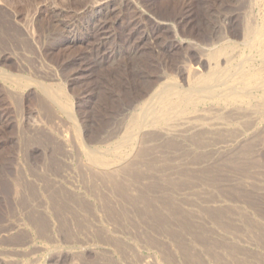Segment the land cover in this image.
<instances>
[{
    "label": "rangeland",
    "instance_id": "rangeland-1",
    "mask_svg": "<svg viewBox=\"0 0 264 264\" xmlns=\"http://www.w3.org/2000/svg\"><path fill=\"white\" fill-rule=\"evenodd\" d=\"M226 1L0 0V73L11 76L9 79L0 77V264H5L8 261L9 263L7 264H15V262L16 264L20 262V264H126L125 262L127 264L128 262L136 264L137 260L150 261L153 264H216L217 262L213 263L206 258V253L211 250V243L225 244V239L217 237L220 235L219 231H213L216 228L208 223L213 221V219H208L220 214L219 211L221 210L207 208L206 203H203V205L198 199L196 201L193 200L195 199L194 193H196L194 188L200 189L204 187L202 185L203 181L207 183V187L210 186L208 189L212 191L218 190L219 181L217 179L221 178L219 176L220 169L215 168L212 164L207 166V163L210 162L225 163V177L228 175L233 178L238 174V171H241L239 172L240 177L243 178L238 177L239 174L236 177L240 178L238 181L240 183L239 186H243V189H245L244 177H247V181L258 182L254 190L257 189L261 193L253 192L252 190H242L243 193L238 191L236 195L234 194L236 203L234 206H236V209L243 207L240 210L238 209L239 213L244 208L247 210L245 211L244 209V214L243 212L242 214L240 213L241 216L246 217L245 221L242 219L244 223L249 222L250 219H253L251 221L254 227L264 223V144L256 143L255 145L251 144L252 146H245V148L243 147L237 151L239 156L236 159L229 158L225 161V155L223 157L221 154L215 155L217 147L213 148V145L216 144L213 139H210L213 144L207 142L206 145L204 144L205 146L203 144L194 145L192 142L191 145L190 142L182 145L180 143H171L170 141H155L147 144L149 146L145 144L144 146L146 147L142 146L141 149H143L139 150V157L134 162L137 170L135 169L134 171L133 166L130 171L118 173L119 175H117L116 179L119 178V181H117V185L110 186L106 180H99V182H95L97 186L95 184L92 186L94 179L91 178V175L80 171V167L85 164L86 157L82 153L75 139L76 137H74L75 128L72 127L74 126L73 122L76 121L78 126H80L83 136L82 140L87 145L89 144L88 149L96 152H102V149H107V152H109L116 142H114V138L119 140L121 137L120 127L122 126L123 129L128 120L127 115L130 104L137 96L142 95L154 84L160 73L166 70L171 76L181 81V71L177 69L180 67L179 63H181L182 59L184 60L187 56L191 65H198L197 53L190 50L187 43L180 45V42L189 40L191 42L196 41L199 44L210 33L219 31L220 24L225 25ZM97 3L100 6L96 5ZM231 23H233L231 29H233V32H237L239 30V21L233 19ZM25 29H28L30 34H27ZM190 38L192 39L190 40ZM17 79L22 80L21 83L25 86L22 84V86L18 85L16 83ZM37 82L54 85L58 88L61 87L69 95L73 102L72 104H74L73 119H70L72 115L70 116L69 113L64 114L58 106L48 103L47 98L43 95L44 93L37 87L39 85ZM49 116L51 117L49 118ZM35 125L38 126L35 127ZM68 126H70V131L72 130L71 132ZM261 140L264 141V138ZM104 143L106 145L109 144V147H106ZM151 144H153V148L150 147L152 146ZM209 146H212V149ZM210 150L212 151L210 152ZM105 152L103 151L102 153ZM140 153L142 154L140 155ZM142 156L145 157L143 158ZM173 156L176 157L175 161ZM177 159L180 160L178 161ZM141 160L143 161L141 166L145 164L144 168L140 167ZM228 162L231 163L229 164ZM235 162H238V164L236 165ZM256 163L259 165L258 169L260 168V171L256 169ZM57 165L59 166L57 167ZM60 165H62V170ZM238 165L242 166V169L240 168L237 171ZM145 168L151 169L146 170ZM61 171H66L65 176L69 175L70 180L54 177L60 174ZM251 171L253 172L252 174ZM254 173L256 174L254 175ZM208 174L214 177L209 175V178ZM258 175H261V177L256 178ZM228 176L227 178H230ZM36 177L39 178L36 180ZM57 179L60 181H57ZM44 181L47 182L49 188L52 187V190H56L54 191L55 193L52 192L56 200H59V196H57V194H61L59 191H66V193H69L68 197L72 199L68 198V202L60 203L51 200L50 202L53 204L49 205L51 207L48 206L49 202L46 204V207H49V213L39 212L36 203L37 199L35 201L34 198H37V196L40 198L41 194L45 195L43 193L45 186L43 185L46 182ZM21 182L25 183V186ZM58 182L62 185L60 186ZM65 182L68 183L65 184ZM50 184L55 185L57 189ZM211 186L214 189H211ZM251 186H254V184H250ZM95 187H99L97 188L99 193L110 195V205L112 203V207H114L113 214L100 211L102 209L99 206L100 203H97L91 196V189H95ZM110 188L112 189L110 190ZM234 188L236 189L237 187L234 186ZM261 188L263 191H260ZM44 192L46 193V191ZM222 193L223 191L219 188V191L215 194L220 195ZM118 195L121 196L118 198ZM125 195L131 196L130 198H134V200L136 198V201L138 200L137 206L133 207L130 205V207L127 205L126 208H123L119 202L120 198ZM51 199L54 198L52 197ZM70 200L77 203L72 205ZM230 200L234 202L233 197ZM239 201L241 204H239ZM168 204H170V208ZM162 205L163 208L160 207ZM185 206H188V210L184 209ZM118 207L122 208L119 209ZM47 208L41 210L46 211ZM128 208L129 211L127 210ZM204 208L205 211L203 210ZM171 212L176 213L174 215ZM198 212L203 213L200 214ZM126 213L132 215L129 214L128 216ZM74 215L78 220L75 221L77 224L74 223L73 225L72 220L77 219L76 217L74 219ZM223 215H225V211ZM127 218L129 220H126ZM181 220L184 224L180 223ZM78 221L86 225V227H80L81 224ZM127 221L128 224L126 223ZM207 223L209 226H207ZM41 224L42 226H40ZM55 224L56 226H54ZM238 224L240 225V223ZM73 226L75 227L73 228ZM193 226L194 229H192ZM44 227H49L50 235L48 236L52 238L55 236L58 241L55 243L56 246L53 243L48 246L50 241L48 238L51 237L46 236L44 238L39 231L43 228L46 233ZM84 227L86 229L91 228L83 231L85 230ZM200 227L199 231L198 228ZM237 228L245 229L240 226H237ZM75 229H82V233ZM116 231H118V235ZM83 233L86 234L84 235ZM102 234L104 237L100 236ZM105 234H107L106 237ZM65 237L73 241L70 240L68 242L66 240L65 242ZM99 237L102 238L100 239ZM201 237H204V239ZM85 238L87 239L85 240ZM237 238L234 239L236 244L239 243ZM77 240L78 242H76ZM81 241H83L84 245ZM106 241L107 244L104 243ZM116 242L123 246L128 259L119 257L113 249V252L108 250L110 248L108 245ZM156 242L159 244H156ZM205 243H208V245ZM87 245L92 249L94 248L96 252L102 251L97 253L98 256L89 249H83V254L75 251L81 247L85 248ZM133 245L135 246L133 247ZM42 246H46L48 249L43 250ZM235 248L238 249V244ZM180 249L182 252L179 251ZM73 250L77 255L70 253ZM108 252L110 253L108 254ZM187 253L189 254L187 255ZM99 254L100 256L102 255L101 258H99ZM135 256L137 257L135 258ZM190 256L199 258L198 262L196 258L194 259L196 262L193 260L192 262L189 259ZM218 264H225V259L218 261Z\"/></svg>",
    "mask_w": 264,
    "mask_h": 264
},
{
    "label": "bare ground",
    "instance_id": "bare-ground-1",
    "mask_svg": "<svg viewBox=\"0 0 264 264\" xmlns=\"http://www.w3.org/2000/svg\"><path fill=\"white\" fill-rule=\"evenodd\" d=\"M109 1V0H107ZM104 2V0H103ZM101 2V3H103ZM106 3V2H105ZM99 5L100 4H96ZM49 6V5H48ZM99 13V12H98ZM237 19L239 21V30L237 32H233V29H231V25L233 23L232 20ZM237 28V29H238ZM219 31L212 32L208 36H206L201 43L197 44L198 42H191V41H185L180 42L181 44L187 43L190 50H193L197 53L198 57V65H191L190 59L187 57L182 59L180 64V67L177 70L181 71V81L178 80V78L171 76L166 70H164L162 73H160L157 77V80L152 84L146 92H144L142 95L137 96L136 99L132 101L130 104L129 112L127 115V122L125 123L124 128L122 129V126L120 127L121 131V137L119 140H116L114 138V147L107 152V149L103 150L102 152L106 151L105 153L102 152H96L95 150L88 149V145L82 140V133L80 131V126L74 121V137L78 142V145L80 149L82 150V153H84L86 159L85 164L83 167H80V171L82 173H87L88 175H91V178L94 179L92 186H94L95 182H99V180H106L108 185L113 186L117 185V181H119L117 178V175H119V172L127 171L134 166L135 160L137 161L139 157V150L145 144L153 143L155 141H170L171 143H180L185 144L189 143L191 145V142L196 144H200L205 146L207 142H211L210 139L214 140L216 142L215 147L216 154L225 155V161L227 159H232L238 157L237 151L241 148H245V146H252L256 143L264 144V141L261 139L264 138V0H227L225 4V25L220 24ZM27 34H30L28 29H25ZM225 30V32H224ZM25 32V31H24ZM192 38H190L191 40ZM193 41V40H192ZM186 44V45H187ZM184 45V46H186ZM187 48V47H186ZM188 51V50H187ZM191 52V51H190ZM179 72V71H178ZM7 77L9 79V75L0 73V77ZM2 78V79H3ZM4 80V79H3ZM6 80V79H5ZM16 80V79H14ZM9 82V81H8ZM22 80L16 81L18 85H21ZM32 82V81H31ZM34 83V82H33ZM38 83V82H37ZM12 84V83H11ZM16 84V85H17ZM29 84V82H28ZM31 84V83H30ZM37 87L44 93L43 95L47 98L48 103L50 102L54 106H58L61 111L65 113H69V115H72L73 119L74 117V110H73V102L71 101L69 95H67L61 87H55L54 85H48L45 83H38ZM24 85V84H22ZM21 85V86H22ZM33 85V84H32ZM25 86V85H24ZM30 86V85H28ZM17 87V86H16ZM15 87V88H16ZM25 88V87H24ZM36 88V87H35ZM20 89V88H19ZM38 90V89H37ZM15 91V90H14ZM20 91V90H19ZM20 94V93H19ZM18 94V95H19ZM17 96V95H16ZM47 103V104H48ZM50 105V104H49ZM48 106V105H47ZM54 108V107H53ZM127 111V110H126ZM62 113V112H61ZM60 113V114H61ZM63 114V115H64ZM48 116V115H47ZM65 116V115H64ZM51 116H49L50 118ZM48 118V117H46ZM68 119V117H66ZM52 119V118H51ZM69 119V120H70ZM77 120V119H76ZM124 120V119H123ZM126 120V119H125ZM47 121V120H46ZM50 121V120H49ZM78 122V121H77ZM48 123V122H47ZM68 123V121H67ZM71 123V121H70ZM123 123V122H122ZM42 124V123H41ZM40 125V124H39ZM38 125H35V127ZM53 126V125H52ZM51 126V127H52ZM58 126V125H57ZM70 126H68V129L70 131ZM41 128V126H40ZM35 129V128H34ZM59 129V128H58ZM61 129V128H60ZM64 129V128H63ZM62 129V131H63ZM67 129V128H66ZM72 129V128H71ZM40 130V129H39ZM57 130V129H56ZM65 130V129H64ZM36 131V130H34ZM38 131V130H37ZM36 131V132H37ZM68 131V130H67ZM72 131V130H71ZM70 131V132H71ZM118 131V130H117ZM35 133V132H34ZM44 133V131H43ZM51 133V132H50ZM62 133V132H59ZM73 133V132H72ZM73 133V134H74ZM112 133V132H111ZM116 133V132H115ZM45 134V133H44ZM52 134V133H51ZM42 135V134H41ZM114 135V134H113ZM117 135V134H116ZM120 135V134H119ZM118 135V137H119ZM51 136V135H49ZM56 136V135H55ZM53 136V137H55ZM115 136V135H114ZM47 137V136H46ZM73 137V138H74ZM113 137V136H112ZM117 137V136H115ZM52 138V137H51ZM72 138V139H73ZM109 138V137H108ZM34 139V138H33ZM112 139V138H111ZM118 139V138H117ZM53 140V139H52ZM55 140V139H54ZM62 140V139H61ZM108 141V139H106ZM110 140V139H109ZM113 140V139H112ZM38 141V140H37ZM49 141V140H48ZM47 141V142H48ZM111 141V140H110ZM58 142V141H57ZM60 142V141H59ZM163 143V142H162ZM165 143V142H164ZM213 144V141L211 142ZM105 144V143H104ZM159 144V143H158ZM205 144V145H204ZM252 144V145H251ZM77 145V146H78ZM87 145V146H86ZM106 145V144H105ZM109 144L106 145V147ZM153 148V144H151ZM155 145V144H154ZM161 145V143H160ZM166 145V143H165ZM173 145V144H172ZM193 145V144H192ZM103 146V145H102ZM111 146V144H110ZM149 146V145H147ZM171 146V145H169ZM219 146V147H218ZM258 146V145H257ZM49 147V146H48ZM78 147V148H79ZM94 147V146H93ZM97 147V146H96ZM160 147V146H158ZM173 147V146H172ZM196 147V146H195ZM210 147V146H209ZM212 147V146H211ZM210 147V149H212ZM263 147V146H262ZM98 148V147H97ZM103 148V147H102ZM151 148V149H152ZM166 148V147H165ZM164 148V149H165ZM178 148V147H177ZM207 148V147H206ZM67 149V148H66ZM143 149V148H142ZM141 149V150H142ZM150 149V150H151ZM158 149V148H157ZM176 149V148H175ZM193 149V148H192ZM191 149V150H192ZM199 149V148H198ZM197 149V150H198ZM202 149V148H201ZM259 149V148H258ZM64 150V149H63ZM148 150V149H147ZM155 150V149H153ZM159 150V149H158ZM184 150V149H183ZM205 150V149H204ZM253 150V149H252ZM256 150V149H255ZM263 150V148H262ZM72 151V149H71ZM146 151V150H145ZM149 151V150H148ZM180 151V150H179ZM178 151V152H179ZM193 151V150H192ZM200 151V149H199ZM212 150H210L211 152ZM177 152V153H178ZM240 152V151H239ZM238 152V153H239ZM58 153V152H57ZM62 153V152H61ZM151 153V152H150ZM195 153V152H194ZM200 153V152H199ZM244 153V152H243ZM254 153V152H252ZM261 153V152H259ZM67 154V153H66ZM69 154V153H68ZM142 153H140L141 155ZM204 154V153H203ZM245 154V153H244ZM262 154V153H261ZM83 155V154H82ZM62 156V155H61ZM66 156V155H65ZM183 156V155H182ZM241 156V155H240ZM255 156V155H254ZM252 156V157H254ZM259 156V155H258ZM68 157V156H67ZM141 157V156H140ZM143 157V156H142ZM145 157V156H144ZM143 157V158H144ZM177 157V155H176ZM175 156H173V159L175 161ZM261 157V156H260ZM142 158V159H143ZM147 158V156H146ZM153 158V157H152ZM221 158V157H220ZM257 158V157H256ZM141 159V158H140ZM171 159V158H170ZM60 160V159H58ZM63 160V159H62ZM178 161L180 159H177ZM249 160V159H248ZM145 161V160H144ZM173 161V160H172ZM247 161V160H246ZM261 161V160H260ZM221 162V161H219ZM243 162V161H242ZM252 162V161H251ZM63 163V162H61ZM84 163V162H83ZM138 163V162H137ZM143 161L140 162V167ZM145 163V162H144ZM148 163V162H146ZM166 163V162H165ZM182 163H184L182 161ZM181 163V164H182ZM229 163V162H228ZM227 163V166H228ZM231 163V162H230ZM229 163V164H230ZM236 163V162H235ZM250 163V162H249ZM260 163V162H259ZM55 164V163H54ZM59 164V163H58ZM168 164V163H167ZM207 166H214L217 169H220V177L217 180L219 181L218 190L212 191L208 189L207 183H202L204 187L197 189L194 188L196 193H194L193 200L196 201V199L199 200V202H202V204L206 203L208 206L207 208H216L221 211L220 214L208 219L213 221H210L208 223L211 224L215 230L219 231L220 234L219 238H222L225 241V244H213L211 243V250H209L206 253V258L213 262L218 264V261L225 259V264H264V223L261 225L259 224L257 227L253 226V223L250 219L249 222H243V220H246V217L241 216L238 212L240 208L238 207L236 209V203L234 194L238 191H244V190H252L253 192L257 191V189L254 190L255 186H257V183H253V181H247L243 180L244 187H240V183L238 182L240 180V168L242 166L238 165L237 174L238 177L227 178L225 177V163H207ZM238 162L236 163V165ZM242 165V163L240 162ZM71 165V164H70ZM254 166V164H252ZM256 165H258L256 163ZM256 169H258L259 165L256 166ZM56 166V165H55ZM59 165H57L58 167ZM77 166V165H76ZM166 166V165H165ZM182 166V165H181ZM196 166V165H195ZM261 166V165H260ZM148 167V166H147ZM173 167V166H172ZM237 167V166H235ZM254 167V168H255ZM144 168V167H143ZM154 168V167H153ZM152 168V169H153ZM205 168V166H204ZM229 168V166H228ZM250 168V167H249ZM60 169L62 170V165H60ZM66 169V168H65ZM137 168L134 166V171ZM146 169V168H145ZM151 169V168H148ZM146 169V170H148ZM227 169V168H226ZM242 169V168H241ZM247 169V167H246ZM50 170V169H49ZM145 170V171H146ZM155 170V169H153ZM250 170V169H249ZM252 170V169H251ZM260 171V168L258 169ZM141 171V170H140ZM165 171V170H164ZM214 171V170H213ZM216 171V170H215ZM59 172V171H58ZM133 172V171H132ZM150 172V171H149ZM205 172V171H204ZM218 172V171H217ZM229 172V169H228ZM231 172V171H230ZM129 173V172H128ZM131 173V172H130ZM137 173H139L137 171ZM197 173V172H196ZM214 173V172H212ZM216 173V172H215ZM214 173V174H215ZM253 172L251 171V174ZM260 173V172H259ZM27 174V173H26ZM35 176L36 173H34ZM66 171H61L60 174L54 176L55 178H63L64 180H70L69 175L65 176ZM228 174V173H227ZM231 174V173H230ZM229 174V175H230ZM234 174H236L234 172ZM242 174V173H241ZM256 173H254L255 175ZM17 175V174H16ZM39 175V174H38ZM71 175V174H70ZM83 175V174H82ZM123 175V174H122ZM120 175V176H122ZM128 175V174H127ZM145 175V174H144ZM162 175V174H161ZM210 174H208L209 176ZM253 175V176H254ZM19 176H21L19 174ZM34 176V177H35ZM43 176V175H42ZM119 176V177H120ZM132 176V175H131ZM140 176V174H139ZM143 176V175H142ZM184 176V175H183ZM211 177H214L210 175ZM209 176V178H210ZM18 177V176H17ZM33 177V175H32ZM40 177V176H39ZM36 177L35 179L37 180ZM141 177V176H140ZM139 177V180H140ZM164 177V176H163ZM261 177V175L257 176L256 178ZM263 177V176H262ZM25 178V177H24ZM22 178V179H24ZM47 179V177H45ZM54 178V179H55ZM84 178V177H83ZM87 178V176H86ZM125 178V177H124ZM249 178V177H248ZM181 179V178H180ZM208 179V178H207ZM238 179V180H237ZM255 179V178H254ZM262 179V178H260ZM25 180V179H24ZM28 180V178H27ZM40 180V179H39ZM62 180V179H61ZM124 180V179H123ZM129 179L127 178V181ZM138 180V179H137ZM138 180V181H139ZM187 180V179H186ZM15 181V180H14ZM54 181V180H53ZM52 181V182H53ZM57 181H60L57 179ZM55 181V182H57ZM90 181V180H89ZM148 181V180H146ZM143 181V182H146ZM153 181V180H150ZM184 181V180H183ZM190 181V180H189ZM206 181V180H205ZM23 182V181H22ZM21 182V183H22ZM25 182V181H24ZM37 182V181H36ZM46 182V181H44ZM48 182V180H47ZM47 182L44 187L43 194H41L40 198H34L37 199L36 203L40 207L37 206L39 209V212H44L47 214L49 211V205H53L50 201L53 202H68L69 199H72L69 196V193H66V191L60 192L61 194H57L59 196V200H56L55 196L52 195V192L56 191L55 189L52 190L49 188V185H47ZM51 182V181H50ZM49 182V183H50ZM54 182V183H55ZM124 182V181H123ZM129 182V181H128ZM131 182V181H130ZM193 182V181H192ZM207 182V181H206ZM238 182V183H236ZM251 182V183H250ZM30 183V182H28ZM41 183V182H40ZM39 183V184H40ZM48 183V184H49ZM59 183V182H58ZM68 182H65V184ZM139 183V182H138ZM166 183V181H165ZM200 183V182H199ZM23 184V183H22ZM36 184V183H35ZM52 184V183H51ZM50 184V185H51ZM57 184V183H55ZM60 184V183H59ZM79 184V183H78ZM188 184V183H187ZM238 184V185H237ZM249 184V185H248ZM250 184H254V186L250 187ZM18 185V184H17ZM25 186V183L23 184ZM62 184H60L61 186ZM120 185V184H119ZM124 185V184H123ZM129 185V184H128ZM131 185V184H130ZM148 185V184H147ZM145 185V186H147ZM160 185V184H159ZM210 185V184H209ZM242 185V184H241ZM264 185V184H263ZM21 186V185H20ZM31 186V185H30ZM53 186V185H51ZM66 186V185H65ZM70 186V185H69ZM90 186V185H89ZM97 186V184H95ZM107 186V185H106ZM133 186V184H132ZM142 186V185H141ZM152 186V185H151ZM181 186V185H180ZM237 187L235 190L233 187ZM261 186V185H260ZM23 187V186H21ZM55 187V185L53 186ZM150 187V186H149ZM154 187V186H153ZM193 187V186H192ZM191 187V188H192ZM212 187V186H211ZM20 188V187H19ZM41 188V187H40ZM43 188V187H42ZM56 188V187H55ZM99 187H95V189H91V196L99 202L102 209V213H114V207H112V203L110 205V195H105V193L101 194L99 193ZM114 188V187H113ZM139 188V187H138ZM145 188V187H144ZM147 188V187H146ZM159 188V187H158ZM174 188V186H173ZM219 188L223 191L222 194L216 195L215 193L219 191ZM257 188V187H256ZM16 189V188H15ZM18 189V187H17ZM28 189V188H27ZM57 189V188H56ZM90 189V188H89ZM106 189V188H105ZM112 188H110L111 190ZM149 189V188H148ZM154 189V188H153ZM161 189V188H160ZM182 189V188H181ZM211 189H214L213 187ZM32 190V189H31ZM36 190V189H35ZM64 190V189H63ZM78 190V189H77ZM132 190V189H131ZM134 190V188H133ZM132 190V191H133ZM26 191V190H25ZM39 191V190H38ZM41 191V190H40ZM50 191L49 193H47ZM62 191V189H61ZM69 191V190H68ZM89 191V190H88ZM106 191V190H105ZM135 191V190H134ZM212 191V192H210ZM240 192V193H243ZM260 191H263L261 188ZM58 192V190H57ZM56 192V193H57ZM214 192V193H213ZM15 193V192H14ZM28 193V192H26ZM25 193V194H26ZM30 193V192H29ZM51 193V194H50ZM55 193V192H54ZM107 193V192H106ZM109 193V192H108ZM112 193V191H111ZM114 193V192H113ZM121 193V192H119ZM127 193V192H126ZM129 193V192H128ZM137 193V192H136ZM162 193V192H161ZM221 193V192H220ZM261 193V192H259ZM17 194V193H16ZM31 194V193H30ZM117 194V193H116ZM133 194V193H132ZM176 194V192H175ZM186 194V193H185ZM215 194V195H212ZM218 194V193H217ZM34 195V194H33ZM38 195V194H37ZM127 195V194H126ZM124 196L120 198V202L123 208H126L128 206H137L136 198L134 200L131 199L128 196ZM134 195V194H133ZM191 195V194H190ZM18 196V194H17ZM23 196V195H21ZM26 196V195H25ZM76 196V195H75ZM114 196V195H113ZM112 196V198H113ZM117 196V195H116ZM121 196V195H120ZM118 195V198L120 197ZM168 196V195H167ZM188 196V195H186ZM54 199H51V198ZM233 197L234 202H231L230 198ZM24 198V197H23ZM188 198V197H187ZM48 199V200H47ZM75 199V198H74ZM170 200V199H169ZM174 200V198H173ZM25 201V200H24ZM33 201V200H32ZM34 201V202H35ZM119 201V199H118ZM183 201V200H182ZM188 201V200H187ZM48 204V208L46 207V204ZM72 202V203H71ZM78 202V199H77ZM76 201L70 200V203L76 204ZM140 202V201H139ZM161 202V201H160ZM173 202V201H172ZM190 202V201H189ZM194 202V201H193ZM246 202V201H245ZM175 203V202H174ZM183 203V202H182ZM234 203V204H233ZM243 203V202H242ZM58 204V203H57ZM70 204V205H71ZM118 204V203H117ZM171 204V203H170ZM168 204V206L170 205ZM203 204V205H204ZM239 204L241 202L239 201ZM18 205V204H17ZM56 205V204H55ZM93 205V204H92ZM120 205V204H118ZM140 205V204H139ZM138 205V206H139ZM191 205V204H190ZM23 206V205H22ZM25 206V204H24ZM30 206V205H29ZM61 206V205H60ZM94 206V205H93ZM130 206V207H131ZM143 207L142 205H140ZM174 206V205H173ZM238 206V205H237ZM33 207V206H31ZM30 207V208H31ZM47 208L46 211H43L45 208ZM121 207V208H122ZM163 208V205L160 206ZM188 207V206H187ZM187 207L185 206L184 209ZM192 207V206H190ZM204 207V206H203ZM26 208V207H25ZM36 208V207H35ZM36 208V209H37ZM116 208V207H115ZM119 208V207H118ZM119 208V209H121ZM161 208V209H162ZM170 208V206H169ZM43 209V210H41ZM55 209V208H53ZM52 209V210H53ZM74 209V208H73ZM85 209V208H84ZM118 209V210H119ZM137 209V208H136ZM155 209V208H154ZM160 209V208H159ZM183 209V210H184ZM193 209V208H192ZM190 209V210H192ZM198 209V208H197ZM225 209V210H224ZM239 209V210H238ZM51 210V209H50ZM64 210V209H62ZM129 211V208L127 209ZM146 210V209H145ZM157 210V209H156ZM163 210V209H162ZM165 210V209H164ZM171 210V209H170ZM175 210V208H174ZM185 210V211H186ZM202 210V207H201ZM205 211V208L203 209ZM27 211V210H26ZM57 211V210H56ZM73 211V210H72ZM75 211V210H74ZM121 211V210H120ZM137 211V210H136ZM139 211V209H138ZM180 211V210H179ZM225 211V215L224 214ZM245 211H247L245 209ZM59 212V211H57ZM71 212V210H70ZM68 212V213H70ZM83 212V211H82ZM156 212V211H155ZM165 212V211H164ZM191 212V211H190ZM189 212V213H190ZM194 212V211H193ZM250 212V211H249ZM33 213V212H32ZM49 213V212H48ZM66 213V212H65ZM75 213V212H74ZM87 213V212H86ZM116 213V212H115ZM140 213V212H139ZM173 213V212H171ZM176 213V212H175ZM175 213H173L175 215ZM196 213V212H195ZM200 213V212H198ZM203 213V212H202ZM200 213V214H202ZM207 213V211H206ZM210 213V212H209ZM218 213V212H217ZM45 214V215H46ZM56 214V212H55ZM100 214V213H99ZM117 214V213H116ZM115 214V215H116ZM127 214V213H126ZM130 214V213H129ZM129 214H127L129 216ZM205 214V213H204ZM208 214V213H207ZM214 214V213H213ZM216 214V213H215ZM244 214V212H243ZM256 214V213H255ZM259 214V213H258ZM50 215V214H49ZM48 215V216H49ZM70 215V214H68ZM79 215V214H78ZM132 215V214H130ZM192 215V214H191ZM31 216V215H30ZM43 216V215H42ZM82 216V215H81ZM92 216V215H91ZM159 216V215H158ZM201 216V215H200ZM206 216V214H205ZM208 216V215H207ZM206 216V217H207ZM210 216V215H209ZM249 216V215H248ZM39 217V216H38ZM74 215V219H75ZM93 217V216H92ZM106 217V216H105ZM111 217V216H110ZM119 217V216H118ZM150 217V215H149ZM148 217V218H149ZM161 217V216H160ZM250 217V216H249ZM252 217V215H251ZM77 218V217H76ZM113 218V217H111ZM134 218V217H133ZM132 218V219H133ZM152 218V215H151ZM154 218V217H153ZM178 218V217H177ZM204 218V217H203ZM209 218V217H207ZM215 218V219H214ZM73 219V216H72ZM125 219V218H124ZM135 219V218H134ZM173 219V218H172ZM243 219V220H242ZM258 219V218H257ZM59 220V219H58ZM70 220V219H69ZM77 219L72 220L73 225ZM126 220H129L128 218ZM151 220V219H150ZM187 220V219H186ZM91 221V220H90ZM132 221V220H131ZM141 221V220H140ZM170 221V220H169ZM177 221V220H176ZM190 221V220H189ZM196 221V220H195ZM199 221V220H198ZM55 222V221H54ZM83 222V221H82ZM151 222V221H150ZM154 222V221H153ZM178 222V221H177ZM259 222V221H258ZM264 222V221H263ZM24 223V222H23ZM80 227L85 226L81 222ZM128 224V221L126 222ZM125 223V224H126ZM135 223V222H133ZM180 223H183L182 220ZM205 223V222H204ZM207 223V226H209ZM240 223V225L238 224ZM255 223V222H254ZM44 224V223H43ZM49 224V223H48ZM77 224V223H75ZM123 224V223H122ZM124 224V225H125ZM158 224V223H157ZM163 224V223H162ZM258 224V223H257ZM68 225V224H67ZM119 225V224H118ZM137 225V223H136ZM156 225V224H155ZM169 225V224H168ZM186 225V224H185ZM199 225V224H198ZM42 226V224L40 225ZM56 226V224L54 225ZM53 226V227H54ZM61 226V225H60ZM92 226V225H91ZM99 226V225H98ZM237 226L245 228L244 230L237 228ZM18 227V226H17ZM20 227V226H19ZM52 227V228H53ZM64 227V226H63ZM75 226H73L74 228ZM84 227V228H85ZM102 227V226H101ZM123 227V226H122ZM133 227V226H132ZM141 227V226H140ZM198 227V226H197ZM51 228V227H50ZM61 228V227H60ZM88 228V227H87ZM91 228V227H89ZM88 228V229H89ZM139 228V227H138ZM161 228V227H160ZM203 228V227H202ZM12 229V228H11ZM46 233L43 231V228H41L39 231L45 238L46 236L50 235L49 227L45 228ZM62 229V228H61ZM77 229V228H76ZM75 229V230H76ZM80 229V228H79ZM78 229V230H79ZM85 228L86 231L88 230ZM115 229V228H114ZM194 229V226L193 228ZM199 231L201 229L198 228ZM197 229V230H198ZM208 229V228H207ZM212 229V228H210ZM65 230V229H63ZM76 230V231H78ZM116 230V229H115ZM126 230V229H125ZM153 230V229H152ZM196 230V231H197ZM79 230V232H81ZM106 231V230H105ZM137 231V229H136ZM176 231V230H175ZM182 231V230H181ZM195 231V232H196ZM202 231V230H201ZM204 231V230H203ZM211 231V230H210ZM209 231V232H210ZM212 231V232H213ZM62 232V231H61ZM60 232V233H61ZM94 232V231H93ZM110 232V231H109ZM114 232V230H113ZM146 232V231H145ZM183 232V231H182ZM82 233V232H81ZM80 233V234H81ZM92 233V232H91ZM100 233H102L100 231ZM107 233V232H105ZM118 235V231H116ZM121 233V232H120ZM128 233V232H127ZM147 233V232H146ZM150 233V232H149ZM168 233V232H167ZM179 233V231H178ZM184 233V232H183ZM199 233V232H198ZM217 233V234H218ZM84 234V233H83ZM86 234V233H85ZM84 234V235H85ZM104 234V233H103ZM100 235L103 236L104 235ZM113 234V233H112ZM141 234V233H140ZM180 234V233H179ZM191 234V233H190ZM211 234V233H210ZM14 235V234H13ZM53 235V234H52ZM88 235H90L88 233ZM98 235V234H97ZM107 234H105L106 237ZM109 235V234H108ZM127 235V234H126ZM146 235V234H145ZM161 235V234H160ZM178 235V234H177ZM181 235V234H180ZM198 235V234H197ZM202 235V234H200ZM215 235V234H213ZM66 236V235H65ZM68 236V235H67ZM87 236V235H86ZM116 236V235H115ZM121 236V235H120ZM147 236V235H146ZM179 236V235H178ZM189 236V235H188ZM6 237V236H5ZM22 237V236H21ZM36 237V236H35ZM51 237V236H48ZM57 237V236H56ZM82 237V236H81ZM98 237V236H97ZM111 237V236H110ZM174 237V235H173ZM172 237V238H173ZM198 237V236H196ZM238 237L239 240L238 249H236V241L234 243V239ZM52 238V237H51ZM49 241V245H52V243L55 245L58 241L56 240L55 236ZM58 238V237H57ZM68 238H70L68 236ZM89 238V237H88ZM100 239L102 237H99ZM122 238V237H120ZM156 238V237H155ZM182 238V237H181ZM204 239V237H201ZM213 238V237H211ZM215 238V237H214ZM9 239V238H8ZM31 239V238H30ZM43 239V238H42ZM47 239V240H48ZM87 238H85L86 240ZM104 239V238H103ZM117 239V237H116ZM175 239V238H174ZM183 239V238H182ZM189 239V238H188ZM193 239V238H192ZM198 239V238H197ZM10 240V239H9ZM44 240V239H43ZM46 240V241H47ZM68 240L65 237V242ZM71 240V239H70ZM68 240V242L70 241ZM84 240V239H83ZM99 240V239H97ZM122 240V239H121ZM126 240V238H125ZM170 240V239H169ZM176 240V239H175ZM185 240V239H184ZM187 240V239H186ZM45 241V240H44ZM73 241V240H71ZM91 241V240H89ZM95 241V240H94ZM101 241V240H100ZM111 241V240H110ZM124 241V240H123ZM139 241V240H138ZM178 241V240H177ZM190 241V240H188ZM200 241V239H199ZM223 241V242H224ZM78 242V240L76 241ZM83 244V241H81ZM92 242V241H91ZM120 242V241H119ZM118 242V243H119ZM185 242V241H184ZM222 242V240H221ZM107 244V241L104 242ZM109 243V242H108ZM116 243H110L108 246L109 251L116 252L119 257L127 258V253L123 246ZM123 243V242H122ZM143 243V241H142ZM150 243V242H149ZM148 243V244H149ZM162 243V242H161ZM179 243V242H178ZM16 244V243H15ZM60 244V243H59ZM81 244V245H82ZM151 244V243H150ZM156 244H159L156 242ZM174 244V243H173ZM181 244V243H180ZM206 244V243H205ZM234 244H236L234 246ZM25 245V244H24ZM84 245V244H83ZM123 245V244H122ZM152 245V244H151ZM176 245V243H175ZM185 245V244H184ZM191 245V244H190ZM208 245V243L206 244ZM204 245L205 247H207ZM225 245V247H224ZM56 246V245H55ZM135 245H133L134 247ZM178 246V245H177ZM180 246V245H179ZM200 246V245H199ZM198 246V247H199ZM43 247V246H42ZM95 247V246H94ZM107 247V246H106ZM126 247V246H124ZM129 247V245H128ZM156 247V246H154ZM159 247V246H158ZM165 247V246H164ZM202 247V246H200ZM199 247V248H200ZM46 246L43 247V250H47ZM78 248V247H77ZM104 248V247H103ZM175 248V246H174ZM180 248V247H179ZM209 248V249H210ZM83 249L94 251L95 249L91 248L90 246H85V248H80L75 250L76 252H80L79 254H83ZM130 249V247H129ZM153 249V248H151ZM158 249V248H157ZM160 249V248H159ZM162 249V248H161ZM193 249V248H192ZM68 250V249H67ZM71 250V249H70ZM105 250V248H104ZM133 250V249H131ZM167 250V249H166ZM178 250V249H176ZM184 250V249H183ZM190 250V249H189ZM198 250V249H197ZM208 250V249H207ZM39 251V250H38ZM73 251H70L73 255H77V253ZM99 251H94L97 255ZM112 251V252H113ZM134 251V250H133ZM137 251V250H136ZM165 251V250H164ZM180 252L181 249L179 250ZM187 251V250H186ZM88 252V251H84ZM105 252V251H104ZM193 252V251H192ZM195 252V251H194ZM263 252V253H262ZM11 253V252H10ZM50 253V252H48ZM47 253V254H48ZM57 253V252H56ZM69 253V252H68ZM89 253V252H88ZM103 253V252H102ZM101 253V254H102ZM110 252H108L109 254ZM115 253V254H116ZM129 253V251H128ZM166 253V252H165ZM165 253H163L165 255ZM169 253V252H167ZM171 253V252H170ZM175 253V252H174ZM201 253V252H200ZM71 254V256H72ZM86 254V253H84ZM107 254V255H108ZM113 254V253H112ZM130 254V253H129ZM135 254V253H134ZM139 254V253H138ZM189 253H187L188 255ZM198 254V253H197ZM211 256H210V255ZM6 255V254H5ZM56 255V254H55ZM69 255V254H68ZM132 255V254H131ZM167 255V254H166ZM1 256V254H0ZM9 256V255H8ZM35 256V255H34ZM98 256V255H97ZM100 256V254H99ZM102 256V255H101ZM101 256L99 258H101ZM105 256V255H104ZM111 256V255H110ZM109 256V258H110ZM114 256V255H113ZM172 256V255H171ZM177 256V255H176ZM25 257V256H24ZM108 257V256H107ZM106 257V258H107ZM137 256H135L136 258ZM153 257V256H152ZM162 257V256H161ZM160 257V258H161ZM168 257V256H167ZM183 257V255H182ZM39 258V257H38ZM75 258V256H74ZM80 258V257H79ZM98 258V257H97ZM196 257L190 256L189 259L191 261ZM124 259V260H125ZM131 259V258H130ZM173 259V258H172ZM186 259V258H185ZM197 262L199 258H196ZM8 260H10L8 258ZM13 260V259H12ZM74 260V259H73ZM103 260V258H102ZM101 260V262H102ZM108 260V259H107ZM119 260V259H118ZM153 260V259H152ZM166 260V259H165ZM17 261V260H14ZM32 261V260H31ZM92 261V260H91ZM94 261V260H93ZM96 261V260H95ZM98 261V260H97ZM106 261V259H105ZM127 261V260H126ZM131 261V260H130ZM133 261V259H132ZM172 261V260H171ZM182 261V260H181ZM190 261V262H191ZM192 261V262H193ZM202 261V260H201ZM81 262V261H80ZM108 262V261H107ZM176 262V261H175ZM189 262V263H190ZM223 262V261H222ZM5 263V262H4ZM9 263V261L7 262ZM5 263V264H7ZM21 263V262H20ZM18 263V264H20ZM94 263V262H93ZM98 263V262H96ZM104 263V262H103ZM127 264V262H125ZM130 262H128L129 264ZM136 264H153L150 261H141L137 260L135 262ZM209 263V262H208ZM11 264V263H10ZM13 264V263H12ZM16 264V262H15ZM31 264V263H30ZM88 264V263H87ZM91 264V263H90ZM99 264V263H98ZM130 264H133L132 262ZM168 264V263H167ZM177 264V263H176ZM186 264V263H185ZM196 264V263H195ZM202 264V263H201Z\"/></svg>",
    "mask_w": 264,
    "mask_h": 264
}]
</instances>
